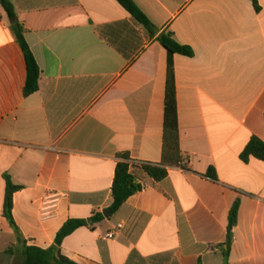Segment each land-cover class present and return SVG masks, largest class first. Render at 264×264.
<instances>
[{"label":"crops","instance_id":"1","mask_svg":"<svg viewBox=\"0 0 264 264\" xmlns=\"http://www.w3.org/2000/svg\"><path fill=\"white\" fill-rule=\"evenodd\" d=\"M133 1L194 51L173 57L177 134L165 129L168 53L116 0H11L41 74L30 96L0 5V264L20 261L5 254L16 242L5 174L23 187L13 217L28 246L48 249L68 220L104 216L65 239L61 253L77 264H225L238 198L228 264H264V162L241 159L252 137L264 141V0L260 11L252 0ZM104 29L139 52L134 61ZM119 155L134 162L142 190L105 216Z\"/></svg>","mask_w":264,"mask_h":264},{"label":"trees","instance_id":"2","mask_svg":"<svg viewBox=\"0 0 264 264\" xmlns=\"http://www.w3.org/2000/svg\"><path fill=\"white\" fill-rule=\"evenodd\" d=\"M131 16L132 20L137 26H140L145 31L150 41L158 42L168 53V66L166 77V97H165V129L166 133L172 130L177 134V89L176 76L173 57L181 55L192 58L194 51L188 46L180 44L174 37L172 32L161 31L156 27L148 16L138 7L133 0H116ZM257 11H260L258 0H252ZM0 5L12 20L17 18L15 8L11 0H0ZM124 23L117 24L118 28H122ZM12 31L16 37L17 43L21 47L27 65V79L24 86V95L30 96L39 90L40 69L35 59V56L27 43L25 37V28L19 22L11 25ZM113 28V27H111ZM102 36L108 40L125 58L134 61L139 52L134 56L131 53V46L127 42L118 40L116 36L110 33V30L104 29ZM123 161L119 162L116 167L115 177L112 185L113 204L111 211L117 212L125 202L142 190L141 184L138 182L136 175L130 171L134 162L130 160L128 155H119ZM243 162L248 163L251 159H256L264 162V141L258 137H252L248 145L241 153ZM184 169H188L187 165H182ZM144 171L156 181H162L168 176V171L161 165L157 164H143ZM205 177L218 181V175L214 168H210ZM6 182V196L4 204V217L10 223L15 231L16 242L11 244L5 251L6 255L16 256L20 259L18 263L12 264H77L74 261L64 257L61 253V247L67 237L72 235L75 231L83 227L93 228L96 224L103 221L102 214H95L89 219H70L60 229L57 234L55 245L42 249L36 246H28L25 237L22 235L13 217V197L17 191L23 187L15 185L11 177L4 175ZM241 206V200L238 198L229 214L228 238L226 242L225 264H228V258L232 246V233L237 225L238 216Z\"/></svg>","mask_w":264,"mask_h":264},{"label":"built area","instance_id":"3","mask_svg":"<svg viewBox=\"0 0 264 264\" xmlns=\"http://www.w3.org/2000/svg\"><path fill=\"white\" fill-rule=\"evenodd\" d=\"M122 228H123L122 225H118L117 228H116V230H114V231L110 232L109 234H107L106 238H107V239H114L115 236H116V234H117L120 230H122Z\"/></svg>","mask_w":264,"mask_h":264},{"label":"water","instance_id":"4","mask_svg":"<svg viewBox=\"0 0 264 264\" xmlns=\"http://www.w3.org/2000/svg\"><path fill=\"white\" fill-rule=\"evenodd\" d=\"M11 23H12V24L17 23V18L12 19V20H11ZM111 213H112V211L105 212V216H108V215L111 214Z\"/></svg>","mask_w":264,"mask_h":264}]
</instances>
